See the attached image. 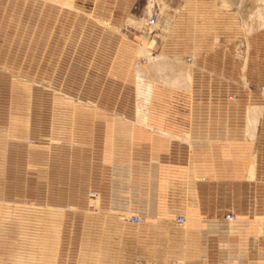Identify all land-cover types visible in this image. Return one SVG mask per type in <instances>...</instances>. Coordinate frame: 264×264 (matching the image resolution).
<instances>
[{
	"label": "rangeland",
	"instance_id": "374dc122",
	"mask_svg": "<svg viewBox=\"0 0 264 264\" xmlns=\"http://www.w3.org/2000/svg\"><path fill=\"white\" fill-rule=\"evenodd\" d=\"M65 1L0 0V264H106L108 238L120 235L105 229L133 215L108 216L112 199L100 194L112 198L126 177L123 122L143 127L141 49L194 64L189 90L155 83L152 131L187 143L192 129L195 159L226 162V177L207 186L225 219L241 201L264 208V111L255 138L245 132L249 107L264 106V0ZM254 219L256 240L264 217Z\"/></svg>",
	"mask_w": 264,
	"mask_h": 264
},
{
	"label": "crops",
	"instance_id": "0c3cea01",
	"mask_svg": "<svg viewBox=\"0 0 264 264\" xmlns=\"http://www.w3.org/2000/svg\"><path fill=\"white\" fill-rule=\"evenodd\" d=\"M128 122H123V141H117L126 155V177L113 181L112 198L100 195L112 199L108 216L126 211L147 216L141 225L105 229L120 235L108 238L114 248L106 251V264H264V234L254 240L250 232L254 218L264 217L262 203L249 209L241 201L237 218L225 219L226 206L216 207L214 193L207 195V186H215L211 181L226 177V162L207 161L204 154L195 159L199 146L192 129L190 142L183 143L138 125L131 129ZM166 122L160 126L175 132ZM238 165L235 175L246 177L247 162ZM103 186L107 193L108 184ZM183 213L189 225L177 222Z\"/></svg>",
	"mask_w": 264,
	"mask_h": 264
},
{
	"label": "bare ground",
	"instance_id": "6f19581e",
	"mask_svg": "<svg viewBox=\"0 0 264 264\" xmlns=\"http://www.w3.org/2000/svg\"><path fill=\"white\" fill-rule=\"evenodd\" d=\"M64 3H66L65 0ZM223 3V6L225 8H232L235 5V2H233L232 0H223ZM140 52L146 55L149 61L147 66H142L138 69L137 74V123L143 125V127L145 126L148 129L154 130V128L150 126L148 122L150 118L149 105L151 104V100L153 97L155 83L158 81H161L163 83L179 82L183 85L185 84V87L189 90L191 89V85L193 82L192 69L194 64L185 62L180 58H171L165 54L154 56L149 49H141ZM263 111L264 106L262 105L249 107L247 115V125L245 129V132L247 133L246 136L249 139L255 138L263 115ZM172 137L178 138L179 136L172 135ZM189 138L190 136L188 137V134H185L182 137V139L186 141H188ZM256 169L257 160L256 155H254L249 165V177L251 179L255 178ZM142 223L136 225H141ZM262 223L263 222H260L259 227L262 226Z\"/></svg>",
	"mask_w": 264,
	"mask_h": 264
},
{
	"label": "built area",
	"instance_id": "2783aa9c",
	"mask_svg": "<svg viewBox=\"0 0 264 264\" xmlns=\"http://www.w3.org/2000/svg\"><path fill=\"white\" fill-rule=\"evenodd\" d=\"M154 22H155V19L152 18L151 23H154ZM93 196L95 197V195H93ZM232 217H233L232 214L227 215L228 219H231ZM126 220L132 224H140L143 221V217L141 215L133 214V215L126 217ZM177 221L180 224H185L186 223V217L184 215H178Z\"/></svg>",
	"mask_w": 264,
	"mask_h": 264
}]
</instances>
